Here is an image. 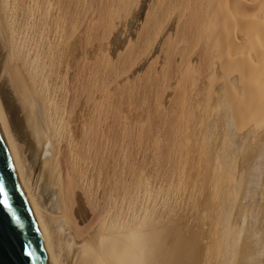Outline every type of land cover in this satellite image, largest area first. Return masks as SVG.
Segmentation results:
<instances>
[{"label":"bare ground","instance_id":"6f19581e","mask_svg":"<svg viewBox=\"0 0 264 264\" xmlns=\"http://www.w3.org/2000/svg\"><path fill=\"white\" fill-rule=\"evenodd\" d=\"M82 1L0 0V131L48 264H264V0H150L95 90L138 0Z\"/></svg>","mask_w":264,"mask_h":264},{"label":"water","instance_id":"95a60500","mask_svg":"<svg viewBox=\"0 0 264 264\" xmlns=\"http://www.w3.org/2000/svg\"><path fill=\"white\" fill-rule=\"evenodd\" d=\"M26 249L29 253L27 256ZM0 264H48L34 218L20 187L1 131Z\"/></svg>","mask_w":264,"mask_h":264},{"label":"rangeland","instance_id":"374dc122","mask_svg":"<svg viewBox=\"0 0 264 264\" xmlns=\"http://www.w3.org/2000/svg\"><path fill=\"white\" fill-rule=\"evenodd\" d=\"M84 1H86V0H84ZM84 1H82V3ZM98 1L100 2V5H102V10H104L106 12L105 5H108V3L110 1L109 0H98ZM87 2L90 4V1L89 0ZM97 2H95V3L97 4ZM149 2H150V0H138V3H137L138 5H134L128 11H123L122 12L123 14L121 13V16H119L118 18H116L115 20H113L114 21V27H116V26L117 27L113 29L114 32L112 31V33H111L112 35H110V40L108 38V40H102L101 41V42H104L103 43L104 45L100 44V45H102V47L101 46L99 47V42L98 41L97 42H94V50L92 52V58H93V61H94V90L97 89V87L100 85V83L98 84V81H97L96 77L99 76L100 71L102 73L103 66L108 65V64L118 65V63H117L118 62L117 54L119 52L121 53L122 51L123 52L126 51V47H129L130 51H133V48H136V47H138L137 50L139 49V46H137V43H139V42L136 41V40H138L137 39V37H138L137 35H138V33L140 31V28H141V26H142V24L144 22V18H145V15L144 14H146V11H147L148 6H149ZM95 3H94V0H93L94 7L96 5ZM83 4H85V2ZM112 4H113V2H112ZM112 4L109 3V6L110 5L111 6H116L115 4H113V5ZM82 9H83V7H81V11H82ZM84 10H85V8L83 9V11L81 13H83L85 15L86 13L84 12ZM108 10L110 11V9H108ZM97 16H98L97 14H94V17L93 18H94V22L95 23L98 21V18L96 19ZM120 18H122V19H120ZM169 33L170 34H173V30H170ZM158 40H159V38H158ZM138 45H140V43ZM140 51H141V49H140ZM157 51H158V49H156V51L153 52V56L151 57V60L157 59V57H158L157 70L159 71L160 70V64H162L163 58H162V55L158 53L159 51L158 52ZM139 55H142V56H138L140 58V60H139V58L135 59L134 57L130 59L132 61V62H130V64L132 63V65H130V66L133 67V68L131 69L129 67L128 68L129 70L126 73V77H127V79H129V81H128L129 84L130 83L132 84L134 82L132 85L134 86V84H135V87H137L136 86L137 84H136V81L135 80H138L137 78L144 77V73H146V70L148 69V65H149V61L147 62L146 60H144L143 52L141 54L139 53ZM144 55H145V53H144ZM88 56L91 58V54L88 53L86 47L84 46L83 47V50L81 51L80 58L83 59V61H85L86 59L89 60ZM154 56H155V58H154ZM134 60L137 63L136 62H133ZM133 63H136V64L134 65ZM130 69H131V71H130ZM101 73H100V76H101ZM160 79H161V77H159V80ZM132 85H131V87L133 88ZM172 88L169 87V89L171 91H169V89H167V88H166V90H168V91L164 90V91H166V92H164V93H166V95L164 94V97L162 98L163 106H164V107L162 106L163 109H166L167 107H169L171 105L169 103V101H168L169 99L167 98L168 99L167 100V99H164V98H166V96L167 97H170L171 96V94L173 93ZM134 89L135 88L132 89V94H133ZM135 90H138V87ZM135 92L136 91H134V93ZM167 92H169V93H167ZM162 94H163V92H162ZM167 94H169L170 96L167 95ZM101 95H103V94H101ZM134 96H136V93H135V95L133 94V97ZM149 116H151V115H149ZM146 118L147 117H145V119ZM255 198H257V200L255 199V201L252 204H254L255 202L256 203L258 202V199L259 198L257 196ZM243 203L244 204L249 203L248 199L247 200H244ZM260 218L263 219V220L260 221L261 220ZM258 219H259V221L257 220V222L261 226L258 225V223H256V225H258L259 227H262V224L264 223V218H262V215H261V216H259ZM260 222H262V223H260ZM263 226H264V224H263ZM263 256H264V254H263Z\"/></svg>","mask_w":264,"mask_h":264},{"label":"snow or ice","instance_id":"6c2138e0","mask_svg":"<svg viewBox=\"0 0 264 264\" xmlns=\"http://www.w3.org/2000/svg\"><path fill=\"white\" fill-rule=\"evenodd\" d=\"M25 255L27 256V255H29V253H28V250L26 249V251H25ZM31 257L29 256V259H30Z\"/></svg>","mask_w":264,"mask_h":264}]
</instances>
